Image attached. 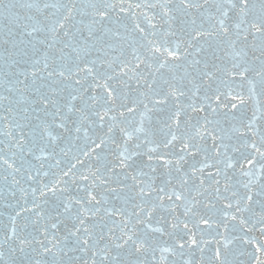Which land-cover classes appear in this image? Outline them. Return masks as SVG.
I'll return each mask as SVG.
<instances>
[{
  "label": "snow or ice",
  "instance_id": "1",
  "mask_svg": "<svg viewBox=\"0 0 264 264\" xmlns=\"http://www.w3.org/2000/svg\"><path fill=\"white\" fill-rule=\"evenodd\" d=\"M0 264H264V0H0Z\"/></svg>",
  "mask_w": 264,
  "mask_h": 264
}]
</instances>
